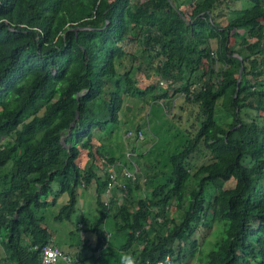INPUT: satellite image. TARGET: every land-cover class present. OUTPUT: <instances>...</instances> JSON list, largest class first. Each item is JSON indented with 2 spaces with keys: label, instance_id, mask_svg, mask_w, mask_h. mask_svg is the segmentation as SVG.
<instances>
[{
  "label": "trees",
  "instance_id": "1",
  "mask_svg": "<svg viewBox=\"0 0 264 264\" xmlns=\"http://www.w3.org/2000/svg\"><path fill=\"white\" fill-rule=\"evenodd\" d=\"M235 1L0 0V264H39L42 246H58L44 219L69 222L79 188L91 186L97 213H80L75 226L93 238L83 242L91 261L72 264L124 252L138 264H181L208 220L222 235L198 248L199 264H264V0L241 11ZM136 52L167 88L179 84L195 127L184 129L167 174L135 154L141 170L122 175L120 198L103 200L118 177L96 163L122 166L92 141L118 123L123 95L154 89L134 87L135 73L121 68ZM130 134L141 139L142 128ZM80 150L91 157L86 169ZM141 173L144 195L130 198ZM108 245L118 253L101 251Z\"/></svg>",
  "mask_w": 264,
  "mask_h": 264
},
{
  "label": "rangeland",
  "instance_id": "2",
  "mask_svg": "<svg viewBox=\"0 0 264 264\" xmlns=\"http://www.w3.org/2000/svg\"><path fill=\"white\" fill-rule=\"evenodd\" d=\"M249 5L250 2L247 0H239L232 3L230 8L232 6L233 9L241 11ZM235 14L237 13H234V15ZM220 16L217 17L216 20L220 24H224V18ZM209 45L214 49L216 46L215 40L210 39ZM135 54L136 56L131 60L130 58H124L121 68L127 70L131 68L130 73H135L134 78L136 84L134 87L144 89L147 85H153L154 89L152 94L147 92L143 95L136 93L130 96L123 95L122 107L118 111V123L116 125H108L107 131L101 133V136L96 134V139L92 141L93 146L99 145L97 148L101 149L102 155L105 154L113 157L115 162H118V164L120 163L122 166L119 170H112L113 166L111 167L110 163H106L104 158V160H102L103 162L98 161L96 163L98 164L97 173L101 174L102 170L105 169L111 173V179L112 177H118V179L116 178L117 182L111 183V185L108 186L109 191L102 195L103 200H107L109 194H112L114 198H120L122 195L120 188L123 183L127 182L125 178L122 179V175L133 176L134 172L141 170L140 166L143 163H146V165L149 163L154 165L153 171L161 170L164 174H167L169 171L168 156L176 152L187 138L184 129L188 128L191 130L195 127L193 121L195 106L185 100L182 101L178 96L180 92L174 91L179 84H176L175 87L167 88L166 79L158 77V75H153V63L150 62L147 57L141 56L140 53L136 52ZM133 65L137 66V68ZM213 68H218V63H215ZM147 75H150V77H147ZM165 93L167 94L166 97H156V94L160 95ZM154 98L156 100L153 102L151 99ZM187 116L188 119H186ZM137 126L142 128L143 137L142 135L138 136L139 138L142 137L141 139H137L130 134ZM102 137L104 138L102 139ZM132 148L134 152H132L133 150L131 151ZM135 154H138L136 163H141V165L134 162L133 157ZM90 162L91 157H88L84 150H80L77 159L78 166L82 169H86ZM144 181L145 176L142 174L138 178V183L141 185V188L137 191L132 190L130 198L137 199L144 195V189L146 188L143 186ZM130 185L133 187L134 183L132 182ZM214 191L215 188L210 186L208 192L213 194ZM207 195L208 194L204 196V203L206 209L211 211V206L206 202ZM62 196L57 198L58 201H62ZM93 196L94 191L92 186L88 189L79 188V194L75 203V211L70 215L69 222H56L51 220L50 216L44 219L49 229L52 230L53 238L58 245L57 248L61 250V253H69V256L65 257V260L61 255L58 256L55 264H72L74 261L81 258H84L86 263L91 261L88 257L89 250L83 248V246H85L83 242L89 244V242L93 241V238L84 230V232L82 230L75 231V226L77 225L78 228L80 227V222L78 221L80 213L85 216L97 213V207ZM55 210L56 206H49L46 208V213L50 215V213L55 212ZM171 210V214L178 219V217H180L178 214L180 213L174 212L173 207ZM206 223L207 227L202 226L200 223L196 225L195 234L190 238V241L195 240L197 245L193 250L185 253V258L181 264H199L196 261L198 259L197 256L201 257L202 254L198 248L200 250L202 249V252H205L221 237L222 225L220 222L208 220ZM109 226L111 227L110 232L113 231V226L111 224ZM110 240L117 244L113 236ZM121 240L123 239L121 238ZM118 242H120V239ZM175 246L176 241L173 244V247ZM113 250L116 254L118 253L110 245H108L107 248L103 247L101 249L104 253L110 254H112L111 252ZM83 252L85 253L81 254ZM120 254H117L113 259L101 257L97 259L96 262L97 264H106L107 261H112V264H119Z\"/></svg>",
  "mask_w": 264,
  "mask_h": 264
},
{
  "label": "built area",
  "instance_id": "3",
  "mask_svg": "<svg viewBox=\"0 0 264 264\" xmlns=\"http://www.w3.org/2000/svg\"><path fill=\"white\" fill-rule=\"evenodd\" d=\"M60 255L61 253L57 247L44 245L41 247L39 264H55L57 257Z\"/></svg>",
  "mask_w": 264,
  "mask_h": 264
},
{
  "label": "clouds",
  "instance_id": "4",
  "mask_svg": "<svg viewBox=\"0 0 264 264\" xmlns=\"http://www.w3.org/2000/svg\"><path fill=\"white\" fill-rule=\"evenodd\" d=\"M119 264H138L137 257L127 252L121 253Z\"/></svg>",
  "mask_w": 264,
  "mask_h": 264
},
{
  "label": "water",
  "instance_id": "5",
  "mask_svg": "<svg viewBox=\"0 0 264 264\" xmlns=\"http://www.w3.org/2000/svg\"><path fill=\"white\" fill-rule=\"evenodd\" d=\"M239 76H240V69H239L238 72H237L236 82H238V80H239Z\"/></svg>",
  "mask_w": 264,
  "mask_h": 264
},
{
  "label": "crops",
  "instance_id": "6",
  "mask_svg": "<svg viewBox=\"0 0 264 264\" xmlns=\"http://www.w3.org/2000/svg\"><path fill=\"white\" fill-rule=\"evenodd\" d=\"M63 257V256H62Z\"/></svg>",
  "mask_w": 264,
  "mask_h": 264
}]
</instances>
